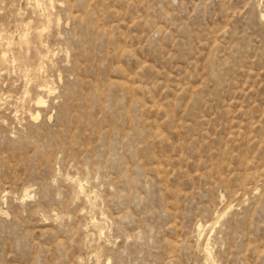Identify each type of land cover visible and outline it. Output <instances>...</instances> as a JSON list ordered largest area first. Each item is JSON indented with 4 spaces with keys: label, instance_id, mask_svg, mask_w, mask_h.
<instances>
[{
    "label": "rangeland",
    "instance_id": "rangeland-1",
    "mask_svg": "<svg viewBox=\"0 0 264 264\" xmlns=\"http://www.w3.org/2000/svg\"><path fill=\"white\" fill-rule=\"evenodd\" d=\"M36 1L0 0V264H264V0Z\"/></svg>",
    "mask_w": 264,
    "mask_h": 264
},
{
    "label": "bare ground",
    "instance_id": "bare-ground-1",
    "mask_svg": "<svg viewBox=\"0 0 264 264\" xmlns=\"http://www.w3.org/2000/svg\"><path fill=\"white\" fill-rule=\"evenodd\" d=\"M39 1H40V0H39ZM39 1H36V2L38 3ZM43 1H44V0H43ZM33 2H34V1H33ZM51 2H53V1H51ZM34 3H35V2H34ZM49 3H50V2H48V4H49ZM40 4H41V3H40ZM51 4H52V3H51ZM37 5H38V4H37ZM53 5H54V4H53ZM53 5H52V6H53ZM35 7H36V6H35ZM38 7H39V6H38ZM40 7H41V5H40ZM45 7H46V4H45ZM47 7H48V6H47ZM36 8H37V7H36ZM49 8H50V7H49ZM37 10H40V9L38 8ZM46 10H47V9H46ZM46 10H45V11H46ZM48 10H49V9H48ZM50 10H51V9H50ZM43 11H44V10H43ZM39 13H40V12H39ZM44 13H45V12H44ZM41 14H43V12L40 13V15H41ZM47 14H49V13H47ZM261 14H262V13H261ZM51 15H52V14H51ZM42 16H43V15H42ZM47 16H49V15H47ZM263 16H264V15H263ZM261 17H262V16H261ZM43 18H45V16H44ZM43 18H42V19H43ZM51 18H52V17H51ZM51 18H50V19H51ZM263 18H264V17H263ZM45 19H47V18H45ZM42 21H46V20H42ZM47 21H48V19H47ZM51 21H52V19H51ZM30 22H31V21H30ZM30 22H29V23H30ZM50 23H51V22H50ZM31 24H33V22H32ZM29 25H30V24H28V26H29ZM41 25H42V24H40V27H41ZM19 26H20V25H19ZM32 26H33V25H32ZM33 28H34V27H33ZM36 29H38V28H36ZM41 29H42V28H41ZM43 29H44V28H43ZM46 29H47V28H46ZM48 29H49V28H48ZM39 30H40V29H39ZM40 31H41V30H40ZM42 31H43V30H42ZM37 32H38V30H37ZM44 33H45V32H44ZM24 34H25V33H24V31H23V35H24ZM37 34H38V33H37ZM21 35H22V34H21ZM7 36H8V35H7ZM0 37H2L1 34H0ZM19 37H20V36H19ZM27 37H28V36H27ZM34 37H37V36H34ZM34 37H33V38H34ZM42 37H43V36H42ZM3 38H4V37H3ZM38 38H40V37H38ZM0 39H1V38H0ZM19 39H20V38H19ZM22 39H23V37H22ZM36 39H37V38H36ZM36 39H35V41H36ZM38 40H39V39H38ZM42 40H43V38H42ZM39 41H40V40H39ZM43 41H44V40H43ZM4 42H6V41H4ZM27 42H28V41H27ZM43 44H44V42L42 43V45H43ZM28 45H29V44H28ZM39 45H40V44H39ZM0 46H1V45H0ZM10 46H11V45H10ZM1 47H2V46H1ZM4 47H5V46H4ZM6 47H7V46H6ZM41 48H43V46H42ZM41 48H40V49H41ZM2 49H3V48H2ZM7 49H8V48H7ZM10 50H11V49H10ZM41 50H42V49H41ZM49 50H51V49H49ZM43 51H44V50H43ZM45 51H46V50H45ZM45 51H44V52H45ZM47 51H48V49H47ZM12 52H13V51H12ZM41 53H42V52H41ZM51 54H52V53H51ZM51 54H49V56H50ZM7 55H8V53H7ZM12 55H13V54H12ZM14 55H15V54H14ZM38 56H39V55H38ZM40 56H41V55H40ZM42 56H43V55H42ZM45 56H47V55H45ZM14 57H15V56H14ZM18 57H19V56H18ZM47 57H48V56H47ZM10 58H11V57H10ZM44 58H45V57H44ZM49 58H50V57H49ZM50 59H51V58H50ZM37 60H38V59H37ZM39 60H40V57H39ZM0 61H4V63H5V61H7V57H6V55H5V52L0 56ZM38 62H39V61H37V63H38ZM40 62H41V61H40ZM7 63H8V62H7ZM37 63H36V66L38 65ZM47 63L50 64L49 61H48ZM8 64H9V63H8ZM41 65H42V64H41ZM0 66H2V64H0ZM21 68H22V67H21ZM37 68H38V67H37ZM37 68L35 69L36 71H37ZM39 69H40V68H39ZM27 70H29V69H27ZM32 70H33V69H32ZM40 70H41V69H40ZM42 71H43V70H42ZM42 71H41V72H42ZM24 72H25V71H24ZM30 72H32L31 69H30L29 73H30ZM34 72H35V71H34ZM38 72H39V70H38ZM24 74H25V73H24ZM26 74H27V73H26ZM31 74H32V73H31ZM35 74H37V73H35ZM38 74H39V73H38ZM27 75H29V74H27ZM27 75H26V76H27ZM39 75H40V74H39ZM32 76H33V74H32ZM35 77H36V75H35ZM35 77H34V78H35ZM31 78H33V77H31ZM43 80H44V79H43ZM45 81H47V80H45ZM41 82H42V81H41ZM41 85H42V84H41ZM39 86H40V85H39ZM51 86H52L51 84H50V86H48V85L46 84V85L41 86L42 88H41V89L39 88V89L42 90V92H43V91H45V92H51V91H50ZM52 91H53V90H52ZM26 92H28V91H26ZM187 92H188V91H187ZM51 93H52V92H51ZM13 100H14V99H13ZM17 100H18V99H17ZM15 101H16V99H15ZM36 101H37L38 104H43V103L45 102V100L43 99V97H39ZM36 101H34V102H36ZM16 102H17V101H16ZM13 103H14V102H13ZM12 105H13V104H12ZM17 105H18V104H17ZM17 105H16V106H17ZM36 105H37V104H36ZM38 106H40V105H38ZM17 108H18V107H17ZM16 111H17V110H16ZM18 111H19V110H18ZM33 115H34V114H33ZM38 115H39V113H37V115H36L35 117H37ZM72 179H73V178H72ZM72 181H73V180H72ZM75 182H76V181H75ZM85 182H86V181H85ZM72 183H73V182H72ZM80 185H81V189H83V184H80ZM79 190H80V188H79ZM83 190H85V189H83ZM256 192H257V191H256ZM29 193H30V192H29ZM83 193H84V192H83ZM76 195H77V193H76ZM85 195H87V194H85ZM28 196H29V195H28ZM81 196H82V195H81ZM88 196H89V195H88ZM77 197H78V195H77ZM84 197H85V196H84ZM90 198H91V197H90ZM221 198H222V197H221ZM92 199H93V198H92ZM92 202H93V201H92ZM222 202H223V201H222ZM89 203H90V202H89ZM222 204H223V203H222ZM231 206H232V205H231ZM230 208H231V207H230ZM233 208H234V206H233ZM231 209H232V208H231ZM231 209H230V210H231ZM226 213H227V212H226ZM226 213H225V214H226ZM223 215H224V214H223ZM221 216H222V213H221ZM217 217H218V216H217ZM215 218H216V217H215ZM220 218H221V217H220ZM222 218H223V217H222ZM91 221H92V220H91ZM214 221H215V220H214ZM93 222H94V220H93ZM96 222H97V221H96ZM217 223H218V222H217ZM91 224H92V223H91ZM211 224H212V223H211ZM96 225H97V224H96ZM213 225H214V224H212V227H213ZM215 225H216V224H215ZM205 226H206V225H205ZM198 227H199V226H198ZM94 228H96V227H94ZM98 228H99V227H98ZM202 228H203V227H202ZM213 228L215 229V227H213ZM96 229H97V228H96ZM102 229H103V228H102ZM199 229L202 230L201 228H199ZM209 229H210V228H209ZM97 230H98V229H97ZM211 230H212V228H211ZM211 230H209V231H211ZM99 231H100V229H99ZM101 232H102V231H101ZM197 232H198V231H197ZM199 232H200V231H199ZM201 232L203 233V231H201ZM98 233L100 234V232H98ZM99 234H98V235H99ZM103 234H104V233H103ZM200 234H201V233H200ZM205 234H206V233H205ZM198 235H199V234H198ZM201 235H202V234H201ZM201 235H200V236H201ZM204 236H205V235H204ZM98 237H99V236H98ZM101 238H102V237H101ZM196 239H197V238H196ZM200 239H201V238H200ZM208 239H209V238H208ZM210 239H211V237H210ZM99 241H100V240H99ZM197 241H198V240H196V242H197ZM200 242H201V241H200ZM211 243H212V242H211ZM196 244H197V243H196ZM200 244H201V243H200ZM209 244H210V241H209ZM207 245H208V244H207ZM200 247H201V245H200ZM210 247H212V246L210 245ZM198 248H199V247H198ZM198 248H197V250H198ZM210 249H211V248H210ZM210 251H211V250H210ZM97 253H98V252H97ZM97 253H96V254H97ZM211 253L213 254V251H212ZM201 255H202V254H201ZM208 255H210V252H209ZM213 256H214V254H213ZM98 257H99V256H98ZM209 257H210V256H209ZM209 257L207 256L208 259H209ZM95 258H96V257H95ZM211 258H212V257H211ZM211 258H210V259H211ZM99 259H100V258H99ZM95 260H96V259H95ZM215 260H216V259L214 258L213 261H215ZM207 261H209V260H207ZM204 262H205V261H204ZM206 263H207V262H206ZM206 263H205V264H206ZM209 263H210V262H209ZM99 264H100V263H99Z\"/></svg>",
    "mask_w": 264,
    "mask_h": 264
}]
</instances>
